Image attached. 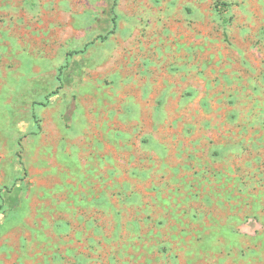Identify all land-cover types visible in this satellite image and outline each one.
<instances>
[{
    "label": "rangeland",
    "instance_id": "rangeland-1",
    "mask_svg": "<svg viewBox=\"0 0 264 264\" xmlns=\"http://www.w3.org/2000/svg\"><path fill=\"white\" fill-rule=\"evenodd\" d=\"M0 264H264V0H0Z\"/></svg>",
    "mask_w": 264,
    "mask_h": 264
},
{
    "label": "trees",
    "instance_id": "trees-1",
    "mask_svg": "<svg viewBox=\"0 0 264 264\" xmlns=\"http://www.w3.org/2000/svg\"><path fill=\"white\" fill-rule=\"evenodd\" d=\"M61 79V78H60ZM22 163H24L23 161H22Z\"/></svg>",
    "mask_w": 264,
    "mask_h": 264
}]
</instances>
